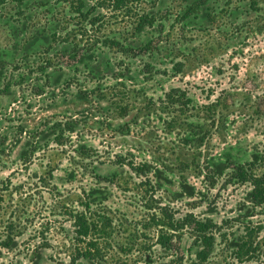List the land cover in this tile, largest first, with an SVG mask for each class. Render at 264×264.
<instances>
[{"label":"rangeland","instance_id":"374dc122","mask_svg":"<svg viewBox=\"0 0 264 264\" xmlns=\"http://www.w3.org/2000/svg\"><path fill=\"white\" fill-rule=\"evenodd\" d=\"M197 1L136 0L129 13L100 0L79 13V0L0 7V264H70L69 212L91 189L115 220L114 254L158 207L217 225L225 241L206 264H239L232 245L247 226L264 237V206L251 208L231 168L216 170L257 155L264 172V0H204L190 13ZM138 14L153 18L139 32ZM171 89L190 100L183 112L160 104ZM121 161L163 174L137 177ZM179 235L165 253L151 231L123 258L150 249L154 264L187 262L197 246Z\"/></svg>","mask_w":264,"mask_h":264},{"label":"trees","instance_id":"16d2710c","mask_svg":"<svg viewBox=\"0 0 264 264\" xmlns=\"http://www.w3.org/2000/svg\"><path fill=\"white\" fill-rule=\"evenodd\" d=\"M24 0H0V7L6 3H22ZM76 12L79 13L82 9V0ZM136 0H100L98 3L101 9H111L114 12L125 11L129 13L132 5ZM204 0L197 1L191 8L190 13L196 12L202 5ZM74 12V11H73ZM189 13V14H190ZM186 16V15H184ZM153 18L147 15H137L135 19V30L141 31L146 26H151ZM91 25H95L92 21ZM116 44V43H115ZM7 92L9 84H6ZM160 104L165 106V113L169 110L183 112L188 108L190 100L185 92L179 89H171L165 93ZM164 108V107H163ZM162 108V109H163ZM120 112L123 110L119 109ZM121 116H125L126 111H122ZM180 121L178 117H173L168 122L171 129L176 127ZM72 131L73 127H68ZM202 143V139L198 140ZM26 156V154H25ZM86 157V155H83ZM262 157L253 155V163L248 164H218L216 170L218 174H222L223 170L231 168L234 178L241 184L249 186V191L246 195V200L252 209L264 206V172L256 173V165L261 161ZM119 164H127L137 177H147L148 173L154 169L152 165L145 163L134 165L133 163H125L121 161ZM156 176L161 177L162 172L154 169ZM185 190L192 194V190L184 187ZM95 189L89 190L85 194V198L79 201V210L69 212V218L73 227L72 249L69 255L70 264H76L79 261H87L95 264H128V259L123 258L130 256L135 245H141L148 241L151 231H155V245L163 252L169 253L174 250V242L179 238V234L183 231H188L194 238V243L197 250L194 258L184 262L183 259H177L175 264H206L212 256L217 239L222 243L225 241V236L220 234L217 225L210 219L200 220L193 215L187 214L181 217H175L167 207H158V211L149 214L146 219H143L134 230V235L128 237V242L125 247L120 248L116 254L112 253L111 242L115 233V220L111 217L109 211L101 210L100 205L95 198ZM3 203V197L0 195V210ZM261 227H245V233L240 238H236L233 242V258L237 263L264 264V237L258 240L261 233ZM8 242L3 243L5 247L10 246L12 238L7 236ZM145 249V248H144ZM153 255L150 249L139 251L133 260V264H154Z\"/></svg>","mask_w":264,"mask_h":264}]
</instances>
